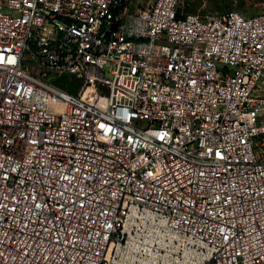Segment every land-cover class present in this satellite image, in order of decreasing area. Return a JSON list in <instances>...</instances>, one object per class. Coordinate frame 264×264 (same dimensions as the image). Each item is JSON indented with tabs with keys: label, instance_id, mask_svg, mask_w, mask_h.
<instances>
[{
	"label": "built area",
	"instance_id": "built-area-1",
	"mask_svg": "<svg viewBox=\"0 0 264 264\" xmlns=\"http://www.w3.org/2000/svg\"><path fill=\"white\" fill-rule=\"evenodd\" d=\"M263 78L264 6L0 0V264H115L148 214L264 264Z\"/></svg>",
	"mask_w": 264,
	"mask_h": 264
},
{
	"label": "bare ground",
	"instance_id": "bare-ground-1",
	"mask_svg": "<svg viewBox=\"0 0 264 264\" xmlns=\"http://www.w3.org/2000/svg\"><path fill=\"white\" fill-rule=\"evenodd\" d=\"M147 220H142L141 223H136L131 220L128 227L135 226V233H130V238L124 247H119L115 250V264H195L197 261L196 255L184 248L182 254L178 256L179 246L182 241L179 236L162 228V224H155L151 216L146 215ZM155 244L157 248L153 247ZM172 245L168 247V245ZM174 244V245H173ZM167 247V249H166ZM164 249V251L160 250ZM166 249V250H165ZM112 250V249H111ZM154 250L158 254L154 255ZM160 250V251H159ZM174 251V255L170 254ZM170 253H169V252Z\"/></svg>",
	"mask_w": 264,
	"mask_h": 264
},
{
	"label": "rangeland",
	"instance_id": "rangeland-1",
	"mask_svg": "<svg viewBox=\"0 0 264 264\" xmlns=\"http://www.w3.org/2000/svg\"><path fill=\"white\" fill-rule=\"evenodd\" d=\"M153 1L154 0H134V4L145 8ZM263 6L264 0H179V10L183 15H197L200 17L220 14L226 11H235L246 18L259 13ZM4 12L6 13V10ZM56 84L61 88L69 87L74 93L79 89V84H77L75 80L69 82V76H63L58 79ZM262 88L264 89V78ZM156 246H158V244H155L153 247L157 248ZM169 246L174 249L171 244L168 245V247ZM160 250H162V248ZM162 251H164V249ZM158 254L164 253H157V251L154 250V255L157 256ZM170 254L174 255V251ZM127 264L131 263L128 262Z\"/></svg>",
	"mask_w": 264,
	"mask_h": 264
},
{
	"label": "trees",
	"instance_id": "trees-1",
	"mask_svg": "<svg viewBox=\"0 0 264 264\" xmlns=\"http://www.w3.org/2000/svg\"><path fill=\"white\" fill-rule=\"evenodd\" d=\"M227 12V11H226ZM224 13V12H223Z\"/></svg>",
	"mask_w": 264,
	"mask_h": 264
}]
</instances>
